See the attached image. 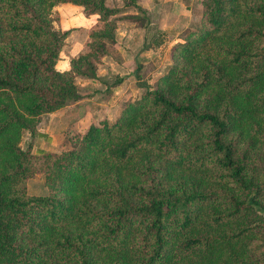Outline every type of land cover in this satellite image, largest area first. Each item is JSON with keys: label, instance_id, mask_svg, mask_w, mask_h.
Returning <instances> with one entry per match:
<instances>
[{"label": "trees", "instance_id": "trees-1", "mask_svg": "<svg viewBox=\"0 0 264 264\" xmlns=\"http://www.w3.org/2000/svg\"><path fill=\"white\" fill-rule=\"evenodd\" d=\"M62 2L100 24L60 70ZM119 10L0 0V264H264L251 248L264 230V0H202L171 64L112 121L66 149L21 148L42 113L84 96L74 78H95ZM35 173L42 194L27 192Z\"/></svg>", "mask_w": 264, "mask_h": 264}, {"label": "rangeland", "instance_id": "rangeland-1", "mask_svg": "<svg viewBox=\"0 0 264 264\" xmlns=\"http://www.w3.org/2000/svg\"><path fill=\"white\" fill-rule=\"evenodd\" d=\"M105 3L120 9L110 17L115 22V42L100 56L95 78L75 76L78 89L86 96L42 113L36 125L39 134L31 135L24 130L21 148H29L33 153L41 149H66L71 146L74 134L83 132L88 124H98L101 119L112 121L125 102L137 98L144 87L155 85L156 78L172 62L173 46L183 41L186 29L200 24L202 16V0H105ZM54 11L59 18L53 22L54 27L70 28L59 51L61 62L68 53L86 49L87 38L83 33L86 20H79L84 13L81 8L71 11L70 7L56 5ZM132 14L136 16L130 17ZM98 24L97 20L92 26ZM116 77H120L118 82ZM258 161V166H264V148ZM26 189L28 193H44L42 174L27 178ZM251 248L257 256L264 252V230L257 233Z\"/></svg>", "mask_w": 264, "mask_h": 264}, {"label": "crops", "instance_id": "crops-1", "mask_svg": "<svg viewBox=\"0 0 264 264\" xmlns=\"http://www.w3.org/2000/svg\"><path fill=\"white\" fill-rule=\"evenodd\" d=\"M63 3H69L70 4V2H62V3H60V4H58V5H60V6H62V7H64V6H67V7H70L71 8V11H75V10H79V8H81V6H79L78 5V7H75V6H72V5H69V4H63ZM61 4H63V5H61ZM71 4H73V3H71ZM77 5V4H76ZM83 12V11H82ZM77 17V16H76ZM82 17V18H81ZM81 17L79 16V20H81V19H84V20H86V23H85V26L86 27H84V31H83V33L85 34V36H86V38H87V32H88V30L90 29V27L94 24V22L95 21H97V14H94V13H91V14H85V13H83L82 15H81ZM61 18H62V16H61ZM78 19V18H77ZM91 23V24H90ZM90 24V25H89ZM61 28H63V27H61ZM85 38V37H84ZM75 54L74 53H68V57L70 58L71 56H74ZM68 57H66V58H64L61 62H59L58 60H60V58H58L57 59V61L55 62V67L57 68V69H60V70H62V69H67L68 68V60H69V58ZM84 96H86V95H84Z\"/></svg>", "mask_w": 264, "mask_h": 264}]
</instances>
